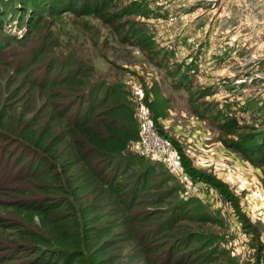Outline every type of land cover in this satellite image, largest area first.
Wrapping results in <instances>:
<instances>
[{
    "label": "trees",
    "instance_id": "trees-1",
    "mask_svg": "<svg viewBox=\"0 0 264 264\" xmlns=\"http://www.w3.org/2000/svg\"><path fill=\"white\" fill-rule=\"evenodd\" d=\"M118 2L0 0V67L8 74L0 86V161L8 156L4 162L14 170L7 187L0 186V264L235 262L212 235L210 226L222 220L192 208L191 198L168 186L156 161L135 146L140 133L131 92L120 82L96 79L71 51H57L53 21L68 11L113 20L142 7L117 11ZM135 30L127 36L134 33V43L154 53L153 39ZM180 73L179 67L174 76ZM184 77L180 84L192 99ZM144 100L162 133L167 98L153 84ZM207 111L230 137L229 147L264 164L263 135L233 111ZM262 246H256L259 256Z\"/></svg>",
    "mask_w": 264,
    "mask_h": 264
},
{
    "label": "rangeland",
    "instance_id": "rangeland-1",
    "mask_svg": "<svg viewBox=\"0 0 264 264\" xmlns=\"http://www.w3.org/2000/svg\"><path fill=\"white\" fill-rule=\"evenodd\" d=\"M118 3L117 11L132 3L142 7L113 20L68 11L53 21L57 51H71L96 79L124 84L131 92L139 133L149 122L170 142L164 161L153 160L168 177L167 185L179 186L180 195L191 198L192 208L222 220L221 225L210 226L212 235L218 236L219 249L235 264H264V250L259 256L256 247L264 244V164L249 159L237 146L229 147L230 137L207 111H233L240 123L264 136V0ZM131 27L148 33L154 53L136 45L134 33L127 36ZM179 67L181 73L175 77ZM5 73L0 67V86ZM181 75L182 81L190 80L194 98L180 84ZM153 84L168 100L166 117L159 121L162 133L144 104ZM27 105L36 108L32 102ZM17 107L20 111L23 106ZM7 159L0 161L1 187H7L3 183L12 169L4 162Z\"/></svg>",
    "mask_w": 264,
    "mask_h": 264
},
{
    "label": "built area",
    "instance_id": "built-area-1",
    "mask_svg": "<svg viewBox=\"0 0 264 264\" xmlns=\"http://www.w3.org/2000/svg\"><path fill=\"white\" fill-rule=\"evenodd\" d=\"M140 132V153L149 156L152 160L164 161L171 152V145L167 138L159 135L151 123H144Z\"/></svg>",
    "mask_w": 264,
    "mask_h": 264
}]
</instances>
